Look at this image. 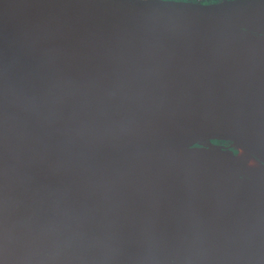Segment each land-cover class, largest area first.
Listing matches in <instances>:
<instances>
[{
  "label": "water",
  "instance_id": "obj_1",
  "mask_svg": "<svg viewBox=\"0 0 264 264\" xmlns=\"http://www.w3.org/2000/svg\"><path fill=\"white\" fill-rule=\"evenodd\" d=\"M264 0H0V264H264Z\"/></svg>",
  "mask_w": 264,
  "mask_h": 264
},
{
  "label": "bare ground",
  "instance_id": "obj_2",
  "mask_svg": "<svg viewBox=\"0 0 264 264\" xmlns=\"http://www.w3.org/2000/svg\"><path fill=\"white\" fill-rule=\"evenodd\" d=\"M221 143L223 147L193 146L180 151L154 175L155 179L160 183L178 178L195 181L202 179L206 170L264 176V164L244 147L233 140Z\"/></svg>",
  "mask_w": 264,
  "mask_h": 264
},
{
  "label": "flooded vegetation",
  "instance_id": "obj_3",
  "mask_svg": "<svg viewBox=\"0 0 264 264\" xmlns=\"http://www.w3.org/2000/svg\"><path fill=\"white\" fill-rule=\"evenodd\" d=\"M176 1H196V2H203V3H210V2H218V1H222V0H176ZM221 140V142L226 143L229 142V139H219ZM218 140H216L217 142Z\"/></svg>",
  "mask_w": 264,
  "mask_h": 264
},
{
  "label": "rangeland",
  "instance_id": "obj_4",
  "mask_svg": "<svg viewBox=\"0 0 264 264\" xmlns=\"http://www.w3.org/2000/svg\"><path fill=\"white\" fill-rule=\"evenodd\" d=\"M217 142H221V140H218Z\"/></svg>",
  "mask_w": 264,
  "mask_h": 264
}]
</instances>
